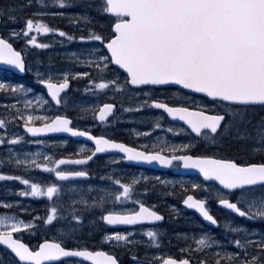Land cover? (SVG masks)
<instances>
[{"label":"snow or ice","instance_id":"obj_1","mask_svg":"<svg viewBox=\"0 0 264 264\" xmlns=\"http://www.w3.org/2000/svg\"><path fill=\"white\" fill-rule=\"evenodd\" d=\"M33 2L37 9L32 15L23 17L24 26L9 29L7 36L0 35V61L25 71L24 49L18 50L11 41L23 37L27 45L47 47L37 40L36 35H30L34 28L38 33H59L68 40L92 44L79 54H71L85 70L37 71V82L46 85L48 99L34 94V98L24 100L22 106L17 99L0 105L4 108L0 114V151L7 153L0 158V166L7 163L23 167L25 171L43 169L53 174L52 179L42 184L23 175L0 170V180L15 179L29 186L30 190L18 189L20 195L47 198L45 213H36L28 220L17 214L28 211L19 200L0 199V207L7 209L0 214V243L10 250L8 264H65L68 258H76V264L86 261L119 264L117 256L107 250H93L79 241L76 246H68L66 241L74 239L85 218H94L97 212L102 221L111 225L163 219L153 207L134 199V193H147L148 189L137 187L139 179L134 176L125 179L128 174L121 169L106 168L96 182H89L74 179L90 177L86 167L78 170H61L59 167L68 162L86 165L107 149L121 150L124 155L118 159L126 161H158L161 165H172L176 161L178 165L182 162L186 168L198 169L207 181H216L222 186L223 190L215 189L219 205L250 222H262V226L255 223L249 226L225 219L223 239L200 234L195 241L196 251L205 255L198 259V264H264V0H97L95 5L87 7L108 16L109 31L105 34L90 27L95 17L85 10L73 14V20L85 22L88 32L79 36L50 27L43 19L33 18L48 14L65 15L63 9L72 6L74 0H24L22 4L0 7V16L7 15L8 20L14 22L17 17L13 13L30 7ZM42 8L61 11L48 13L40 11ZM72 78H83V92L96 97L111 94L115 99L117 93L130 90L147 97L137 104V108L155 106L165 110L167 115L186 122L189 127L177 131L187 132L196 141L206 140L216 145L224 135H228L242 151L252 156V162H237L235 158H221L214 153L175 154L180 149H188L189 143L167 145L165 141L166 148L154 144L153 147L159 150L146 151L71 126L72 117L66 114L69 106L82 114L91 111L93 118L98 117L101 122H105L117 107L115 103L95 104L70 98L67 90ZM176 86L191 90L193 95L204 94L212 107L209 109L191 97L174 104L163 102L146 91ZM0 90L10 94L33 91L3 79H0ZM34 104L37 107L48 105L49 110L52 107L57 111L64 109L65 114L54 117L41 115L36 112ZM120 106L123 108V96ZM257 107L261 110L258 115L254 112ZM20 126L33 134L63 131L90 137L94 146L86 148L82 145L80 154L71 161L65 156L57 158L52 153L21 154L16 150L17 146L31 141H25L19 134ZM155 126L162 127L159 123ZM169 131L173 129L169 128ZM165 151L171 154H163ZM257 156L259 161L255 160ZM37 160L43 162L37 163ZM191 187L212 190L207 183H192ZM181 188H184L183 184ZM206 198L210 197L206 195ZM206 198L188 194L183 203L198 209L207 221L219 225L220 221L206 206ZM127 201H132L138 208L125 211L115 207L117 202ZM40 228L51 229L58 238H43L34 245L26 243L23 230L37 234ZM129 235L112 231L106 233L103 240L118 247L121 242L125 245L133 243ZM157 235V231L148 228L147 236L152 238L151 241L139 243L158 246ZM190 249L189 245L181 251ZM208 253H211L210 257ZM144 255L151 258L134 255L133 259L137 264H152L153 259L161 257L160 253L145 252ZM162 260L163 264H191L189 256L176 259L167 255ZM0 264H4L2 259Z\"/></svg>","mask_w":264,"mask_h":264},{"label":"flooded vegetation","instance_id":"obj_2","mask_svg":"<svg viewBox=\"0 0 264 264\" xmlns=\"http://www.w3.org/2000/svg\"><path fill=\"white\" fill-rule=\"evenodd\" d=\"M146 91H150L152 93L153 98H158L163 102L169 103H176V102H183L186 97H191V100H195L198 103H206V100L194 95H189L182 93L180 91L174 89H148ZM133 97L136 99L135 107H126L125 103L123 102V108H121V102L118 104V113L121 117V122L118 125V140L119 142H124L129 144L133 147H140L142 150L146 151H153L159 150L158 148H154L153 145L157 144L161 148H166L167 145H179L182 143H189L190 147L186 150L180 149L175 154L181 155L186 153L191 154H210L219 152L222 153V144L223 141L213 145L212 143L207 144L208 141L206 140H193L192 136H190L185 131H177V129H185L186 127L175 123L166 112H163L156 108L155 106H146L144 108H137V104L142 103L144 99L147 97H142L137 95L135 92L132 91ZM191 102V101H189ZM211 108V107H210ZM160 116H163V119H159ZM110 120H106L105 122L99 121V118L94 122L92 127L80 126L77 122L73 119V126L82 128L84 130H91L95 135H105L108 136V129H110L109 125H106ZM159 123L162 127L157 128L155 125ZM169 128H172L173 131H169ZM151 129V131H149ZM137 133H146L145 135H137ZM110 138V137H109ZM192 138V139H190ZM46 144L53 143V150L51 153L59 158L60 156H65L68 159L72 158L75 159L80 153L79 149L83 145L86 148H91L93 146L83 143L77 142L73 139H38L36 142ZM66 141V143H65ZM167 142V145L165 144ZM56 143H59L56 146ZM69 146H68V145ZM146 146V147H145ZM163 154L170 155L165 151ZM123 155L111 154V155H97L93 157L88 163V167L96 166L93 169H90V177L91 179L93 176L97 175L98 168L97 166L104 162H109V165L106 167L107 169H121L124 173H127L128 177L134 176L135 178L139 179V185L137 187L143 186L148 189L147 193L137 192L134 193V198L138 196H143L142 202L153 207L154 210L157 211V208L161 209L162 205L158 204L157 206L154 204L155 195L157 194L158 188L155 184V180L159 179H167L169 177H178V178H186L190 179L191 177H180L177 173V170L180 169L181 164H173L170 168L165 171H155L149 168H142L138 166L130 165L126 162V160L118 159ZM113 161H117L113 163ZM67 165V164H64ZM64 165H60L59 167L61 170L63 169ZM86 167V166H85ZM84 167H66L65 170H78ZM105 168V169H106ZM102 169V172L105 171ZM39 170V169H36ZM98 173V174H100ZM143 177V178H141ZM198 176H194L193 179ZM197 184L204 185L206 184L202 179H198ZM211 191L202 190L201 188L193 189L190 184H187V191L186 195L192 194L197 198H206V206L209 207L210 213L216 218L217 221H220L219 225L215 227H209L205 224V222L199 220L194 212L189 210H183V212L175 211V210H167L165 213L160 212L165 217V222L157 225H139L134 227L133 235L129 238L132 240V244L125 245L115 248V246L111 247L109 251L110 254H115L119 260V264H137V261L133 259V256H137L140 258H151L145 257V252L150 254L152 253H160L161 257H157L152 260V264H163L162 257L167 255H172L176 259H181L184 256H189L191 259V264H198V259L203 257L205 253L196 251V242L193 239H184L181 245H184V248H188L191 246L190 251L182 252L180 247L181 245H174V228H180L181 234L183 235L184 232L190 233V236L193 237V231L195 233H207L210 235H215L221 239L224 238V228L223 224L225 219L231 220L234 224H245L251 226V224L255 223L257 226H262V222L255 221L250 222L243 217L237 216L235 213L228 212L220 206L217 202L218 198L216 196L215 189L218 187L216 184L207 183ZM221 189V188H220ZM222 190V189H221ZM136 207H138L136 205ZM226 207V206H225ZM3 209V207H0ZM188 217L192 218L197 224L198 227H193L192 229L189 228L188 225ZM174 217V223H170L171 218ZM160 225V226H159ZM161 227H166V230L163 232ZM152 228L153 230L157 231V240L159 242L157 245H152L148 243H139L140 241H151L152 238L147 236V229ZM192 231V232H191ZM230 234V233H229ZM113 248H115L113 250ZM208 256H211V253H208Z\"/></svg>","mask_w":264,"mask_h":264},{"label":"rangeland","instance_id":"obj_3","mask_svg":"<svg viewBox=\"0 0 264 264\" xmlns=\"http://www.w3.org/2000/svg\"><path fill=\"white\" fill-rule=\"evenodd\" d=\"M49 70H52V69H49ZM39 72L41 73H46L45 70H39ZM7 77V74L5 71H0V79L3 78V80ZM6 101V100H4ZM0 102V105L3 104V102ZM34 107V106H33ZM66 111H72V108L69 106V108L66 110ZM36 112L38 114H41V115H47L46 114V110L45 109H41L40 111H37V108H36ZM49 116V115H48ZM38 144V148L36 149L35 152H40L41 154H45L47 155L48 153H50V148L49 147H46V148H43L39 143ZM237 150L238 152H240L241 154L239 155H242L243 153L245 154L246 152L242 151L239 146L237 147ZM109 165V162H104V163H101L100 165L97 166L98 168V173H100L102 171V169H105L107 166ZM96 166H92V167H88L87 170H90V169H93L95 168ZM37 176V175H36ZM13 187V185H12ZM14 188V187H13ZM12 188V189H13ZM175 192L173 194H170L168 195L167 197L165 196H162V194H157L155 196V205L157 206L158 204H162L164 206V208H166L167 210H172L171 207L173 208H176L177 211L179 212H183V207L181 206L180 202L178 201L179 197L181 198V202L183 201L184 199V195L181 194V195H177V194H180L182 193V189L180 188H174ZM96 217L99 218L100 217V213L97 212L96 213ZM188 225H189V228L192 229L193 227H198V224L190 217H188ZM175 219L174 217L171 218V221L170 223H174ZM105 228L102 227V226H94V224L92 222H87V221H84L83 222V225L80 229H78V234L77 236L74 238V239H71V240H68L66 242H74L76 243L77 241H79L80 243H83L84 241H87L86 245L87 244H91V245H96V246H100V247H105L106 245L108 244H111L110 242L108 241H104L103 240V232H104ZM161 230L164 232L166 230V227H161ZM175 232H174V245H181V243L184 241V239H193V241H196L199 239V235L201 233H195L193 231V237L190 236V233L188 232H184L183 235L181 234V229L180 228H174ZM192 232V231H191ZM51 235H54L56 236V234L52 231L50 233ZM186 234V236H185ZM133 235V232L130 233L129 237H131ZM58 238V237H57ZM180 249L184 248L185 246L184 245H181L179 246Z\"/></svg>","mask_w":264,"mask_h":264},{"label":"water","instance_id":"obj_4","mask_svg":"<svg viewBox=\"0 0 264 264\" xmlns=\"http://www.w3.org/2000/svg\"><path fill=\"white\" fill-rule=\"evenodd\" d=\"M0 67H4V68H9V69H12L16 72H20L22 73L23 71H20L19 69H16L14 66H11V65H7L5 64L4 62L0 61ZM179 87H182V86H179Z\"/></svg>","mask_w":264,"mask_h":264}]
</instances>
